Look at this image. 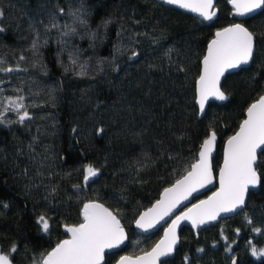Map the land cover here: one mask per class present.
<instances>
[{
	"label": "trees",
	"instance_id": "16d2710c",
	"mask_svg": "<svg viewBox=\"0 0 264 264\" xmlns=\"http://www.w3.org/2000/svg\"><path fill=\"white\" fill-rule=\"evenodd\" d=\"M216 8L206 25L154 0H0V252L15 245L12 264H41L64 239L62 228L81 223L87 201L111 210L132 240L137 216L186 174L211 131L217 171L222 145L263 94L264 10L241 22L255 37L251 66L226 77L229 102L209 104L198 120L195 82L206 46L236 22L226 2ZM87 165L99 177L85 186ZM258 171L262 183L241 213L197 234L183 229L163 264H264L252 255L264 249V155ZM138 238L131 256L159 234Z\"/></svg>",
	"mask_w": 264,
	"mask_h": 264
},
{
	"label": "snow or ice",
	"instance_id": "6c2138e0",
	"mask_svg": "<svg viewBox=\"0 0 264 264\" xmlns=\"http://www.w3.org/2000/svg\"><path fill=\"white\" fill-rule=\"evenodd\" d=\"M165 2L198 13L205 21L212 20L216 15L213 10L214 0H165ZM228 2L238 16L264 8V0ZM2 15L0 12V16ZM54 19L53 17L51 24L53 28L57 27ZM80 23L84 21L81 19ZM254 46V34L242 24H232L215 32L214 38L207 45L196 81V103L201 112L210 98L220 101L228 99L221 89V78L228 70L249 64L254 58ZM36 47L34 42L33 48ZM18 99L22 100V97ZM9 103L15 105L17 110L23 108V104L17 103L16 100H10ZM27 118H29L27 111L19 117L21 122ZM215 143L216 133L211 131L200 146L196 162L192 163L186 174L176 180L171 187L163 190L160 199L152 207L140 214L139 219L135 221L137 228L144 231L154 228L166 217L171 216L192 193L212 183L211 154ZM260 155H264V95L249 105L246 118L241 122L239 130L226 141L223 166L219 169L218 190L207 200L193 204L186 211L176 215L165 228L163 237L150 251L135 258L121 256L117 264H161V258L171 255L179 241L177 228L182 221H190L194 228H198L216 220L221 213H233L244 206L249 190L262 183L261 173L258 171ZM84 172L85 182L98 175V169L91 165L85 166ZM81 216L82 222L78 225L65 226L68 238L60 240L44 254L41 264H103L106 250L118 248L124 243L126 235L120 220L103 204L95 201L84 203ZM37 223L42 225L45 233L49 231V221L44 216H40ZM16 250V246L13 245L9 254L0 252V264H12L10 253ZM252 255L264 256V249L258 251L252 248ZM232 264H236L234 258Z\"/></svg>",
	"mask_w": 264,
	"mask_h": 264
},
{
	"label": "water",
	"instance_id": "95a60500",
	"mask_svg": "<svg viewBox=\"0 0 264 264\" xmlns=\"http://www.w3.org/2000/svg\"><path fill=\"white\" fill-rule=\"evenodd\" d=\"M154 1L159 2V3H165V4H167V5H169V6L173 7V8H175L176 10H179V11H181V12L187 14V15H190V16H192V17H194V18H196V19L202 21V22L205 23L206 25L213 24V23L216 21V19H217V17H218V10H217V8H216V4H217V2H220V1H223V2H226V3H227V6H228V8H229L230 11H231V13H230V19L236 21V22L233 23V24H242L241 22H243V21H247V20H249V19L255 17L256 15H258L260 12H262V11L264 10V8H261V9H257V10H255L254 12L249 13V14H247V15H244V16H238V15L235 14L233 7H232V5L228 2V0H214V9H213V10L216 12V15L213 17L212 20H210V21H205V20H203L202 17H200V16L198 15V13L192 12V11H190V10H188V9L180 8L179 6L174 5V4H168V3L165 2V0H154ZM230 25H232V24H230ZM230 25H228V26H230ZM228 26H226V27H228ZM244 27H245V26H244ZM224 28H225V27H224ZM221 29H222V28H221ZM219 30H220V29H219ZM217 31H218V30H217ZM215 32H216V31H215ZM215 32H214L213 37L211 38V40L214 38V36H215ZM211 40H210V41H211ZM210 41H209V42H210ZM209 42H208V43H209ZM207 45H208V44H207ZM206 50H207V46H206ZM206 50H205L204 55L206 54ZM254 50H255V47H254ZM136 58H137V55L131 57V58H130V61L135 60ZM201 61H202V59H201ZM251 63H252V61H250V63L247 64V65H242V66H240L239 68L228 70V71L225 73V75L221 78V89H222V84H223L224 80L226 79V77H227L228 75H231V74L237 73L238 71H240V70H242V69H247V68H249V67L251 66ZM201 67H202V65H201V62H200V70H201ZM199 74H200V73H199ZM198 77H199V76H198ZM197 79H198V78H197ZM196 81H197V80H196ZM225 95H226V94H225ZM262 95H264V86H263V94H262ZM226 96H227V95H226ZM227 97H228V96H227ZM229 100H230L229 97H228V99H226V100H224V101H220V100H216V99H211V98H210V99L206 102V104H205V109H204V111L201 112L200 109H199V105L196 103V82H195V107H196V109H197V119H198V120H202V118L204 117L205 112H206V110H207L209 104H215V105H218V106H222V105H225L226 103H228ZM246 110H247V109H246ZM245 118H246V111H245V113H244V119H245ZM244 119H243V120H244ZM240 124H241V123H240ZM239 126H240V125H239ZM238 130H239V127H238L237 131H238ZM237 131H236V132H237ZM236 132H235V133H236ZM235 133H234V134H235ZM209 134H210V133H209ZM234 134H233V135H234ZM226 141H227V140H226ZM226 141H225L224 144L222 145V150H221V160H220V163H219V167H218L217 171L215 172V171L213 170V159L215 158L216 153H217V143H218V138H217V136H216V143H215L214 149H213L212 154H211V165H212V172H213V180H212V183H211V184L207 185V186L204 187V188H200L197 192L192 193V195L189 196V198H188L187 200L183 201V203L180 204V205H179V206L173 211V213H172L171 216L166 217L164 221H161V222H160L159 224H157L154 228L149 229L148 231H144V230H142V229L137 228V227H136V224H135V221H136L137 219H139L140 214L143 213V212H145L148 208H147L146 210L142 211V212L137 216L136 220H135L134 223H133V226H132L133 232H134L135 234H138V235L142 236V237H147V236L153 235V234H155V233H157V232H159V231L161 230L160 236H159L158 240L155 242V244H156V243H157V242L163 237L165 228L168 226V224L171 223V220L174 219L176 215H179L181 212L186 211L187 208H190L193 204H197V203H199V202L202 201V200H207L209 196H211L215 191H217L218 188H219V169L223 166L224 150H225ZM200 146H201V145H200ZM199 150H200V147L198 148V153H199ZM198 153H197V159H198ZM195 162H196V161H195ZM184 175H185V174H184ZM98 177H99V172H98V175H97V176L92 177V178H91L90 180H88L87 182H85L84 177H83V184H84V185H89V184H91L92 182H94ZM174 183H175V182H174ZM174 183H173V184H174ZM173 184H172V185H173ZM172 185H171V186H172ZM171 186H169V187H171ZM259 186H260V185H258L256 188L250 189L249 192H251V191H256V190L259 188ZM167 188H168V187H167ZM162 192H163V191H162ZM162 192L160 193L158 199H160ZM205 195H206V196H205ZM202 196H205V197L199 199L198 201L195 200L196 198H199V197H202ZM248 196H249V193H248L247 196H246V201H245L244 206H242L241 208L237 209L236 212H233V213H221L220 216H219L216 220L209 221V222L206 223V224L200 225L198 228H194V227L192 226V223H191L190 221H182V222L180 223L179 227L177 228V235H178V237H179V241H178L177 245L175 246V249H174V251H173V253H172L171 255L166 256V257H162V258H161V264H162L163 262H166V261H168V260H172V259L174 258L175 254H176V251H177V249H178V247H179V245H180V232H181L183 229H188V230H190L191 232H193L194 234H197V233H198L200 230H202V229H206V228H210V227H214V226L218 225L222 220H226V219H229V218H233V217H235L236 215H238L239 213H241V212L245 209L246 204H247V200H248ZM158 199H157V200H158ZM157 200H156V201H157ZM156 201H155V202H156ZM87 202H89V201H87ZM87 202H86V203H87ZM95 202H97V201H95ZM155 202H154V203H155ZM97 203H100V202H97ZM154 203H153V204H154ZM101 204H102V203H101ZM153 204H152V205H153ZM152 205H151L150 207H152ZM82 207H83V206H82ZM105 207H106V206H105ZM150 207H149V208H150ZM106 208H107V207H106ZM81 209H82V208H81ZM110 211H111V210H110ZM80 219H81V222H82L81 211H80ZM121 225H122V224H121ZM122 226H123V225H122ZM123 228H124V227H123ZM124 231H125V235H126V239H125L124 243H123L122 245H120V247H118V248L111 249V250H106V252H105V257H106L107 255H110V254H114V253L122 252V251L126 248V246H127V244H128V239H129V238H128V234H127L125 228H124ZM62 233H63L64 236H65L64 239L68 238V235H69V234L65 231V226L62 228ZM62 240H63V239H62ZM155 244H154V245H155ZM154 245H153V246H154ZM153 246H152V247H153ZM152 247H151V248H152ZM151 248H150L148 251H150ZM143 253H144V252H143ZM143 253H140V254H138V255H136V256H131V255H127V254H121V255L119 256V258H120L121 256H130V257L135 258V257H137V256L143 255ZM105 257H104L103 264H105ZM119 258L116 260V262H115L114 264H117ZM234 259H235V258H234ZM235 260H236V259H235ZM232 261H233V260H232ZM231 264H232V263H231Z\"/></svg>",
	"mask_w": 264,
	"mask_h": 264
},
{
	"label": "rangeland",
	"instance_id": "374dc122",
	"mask_svg": "<svg viewBox=\"0 0 264 264\" xmlns=\"http://www.w3.org/2000/svg\"><path fill=\"white\" fill-rule=\"evenodd\" d=\"M215 172H216V170H215ZM206 196V195H205ZM205 196H202V197H199V198H196L195 200H199V199H201V198H203V197H205ZM160 233H161V230L159 231V232H157V233H155V234H159V236H160ZM136 236H133V238H132V240H129L128 239V244H127V246H126V248L122 251V252H119L118 254H127V255H130V253L132 252V251H134L135 249H137V246H138V244H139V242H140V239L138 238V236H140V235H138V234H135ZM128 249V251H126Z\"/></svg>",
	"mask_w": 264,
	"mask_h": 264
},
{
	"label": "bare ground",
	"instance_id": "6f19581e",
	"mask_svg": "<svg viewBox=\"0 0 264 264\" xmlns=\"http://www.w3.org/2000/svg\"><path fill=\"white\" fill-rule=\"evenodd\" d=\"M82 182H83V180H82ZM84 185V184H83ZM86 186V185H85Z\"/></svg>",
	"mask_w": 264,
	"mask_h": 264
},
{
	"label": "flooded vegetation",
	"instance_id": "af4514ba",
	"mask_svg": "<svg viewBox=\"0 0 264 264\" xmlns=\"http://www.w3.org/2000/svg\"><path fill=\"white\" fill-rule=\"evenodd\" d=\"M163 263H164V262H163ZM163 263H162V264H163Z\"/></svg>",
	"mask_w": 264,
	"mask_h": 264
}]
</instances>
